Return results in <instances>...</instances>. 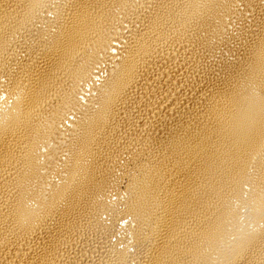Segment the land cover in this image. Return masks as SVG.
I'll list each match as a JSON object with an SVG mask.
<instances>
[{"label": "bare ground", "instance_id": "bare-ground-1", "mask_svg": "<svg viewBox=\"0 0 264 264\" xmlns=\"http://www.w3.org/2000/svg\"><path fill=\"white\" fill-rule=\"evenodd\" d=\"M0 264H264V0H0Z\"/></svg>", "mask_w": 264, "mask_h": 264}]
</instances>
